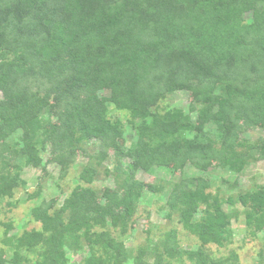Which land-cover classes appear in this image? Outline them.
Masks as SVG:
<instances>
[{"label": "trees", "instance_id": "16d2710c", "mask_svg": "<svg viewBox=\"0 0 264 264\" xmlns=\"http://www.w3.org/2000/svg\"><path fill=\"white\" fill-rule=\"evenodd\" d=\"M176 91L190 94L195 120L180 110L155 111ZM0 95V198L21 184L18 162L39 166L42 152L64 170L85 145L94 147L98 166L110 150L129 160L117 187L101 196L77 187L53 213L46 201L32 207L41 230L16 237L6 230L2 244L11 259L1 250L0 264L27 262L29 251L37 253L36 264H68L64 248L82 243L90 255L80 264H122L123 243L110 229L124 234L143 191L162 190L135 178L153 166L179 174L166 208L199 242L197 250L175 254L217 264L205 248L231 242V219L207 192L208 180L186 177L184 169L220 166L239 174L264 160V139L242 137L264 130V0H0ZM110 106L134 126L136 141L126 151ZM208 124L217 127L215 139L205 132ZM17 131L21 146L11 148L7 139ZM96 173L86 165L80 180L91 185ZM235 201L246 222L261 229L264 188ZM175 237L174 230L166 234L153 263L139 249L136 264H165Z\"/></svg>", "mask_w": 264, "mask_h": 264}, {"label": "rangeland", "instance_id": "374dc122", "mask_svg": "<svg viewBox=\"0 0 264 264\" xmlns=\"http://www.w3.org/2000/svg\"><path fill=\"white\" fill-rule=\"evenodd\" d=\"M248 21L250 15L246 16ZM108 96V92L100 93ZM1 97V95H0ZM190 94L186 91H176L169 94L159 102L156 112L163 114L167 111L180 110L191 120H195L196 114L189 111ZM108 117L119 120L122 124V137L118 141L121 150L126 151L136 141V132L131 124V119L126 112L115 111L109 107ZM54 121V117H50ZM205 132L215 139L218 135L217 127L213 124L205 126ZM187 133V137H192ZM248 142H255L259 138L264 139V130H249L242 134ZM21 139V131H17L7 139L11 148H16ZM84 152L77 156L75 162L65 170L57 163L49 161L47 152L41 153L39 166L25 165L18 162L21 184L13 191L11 197L0 198V251H5V258L11 259V248L2 244L4 233L9 230V235L20 236L23 232L32 230L40 231L41 225L33 220L30 215L32 207L41 201L52 205V213L60 209L64 200L77 187H90L97 195L101 196L107 189L117 187V176L127 174L129 160L126 157H116L115 151H108L107 158L99 166L94 158L95 149L90 145L83 147ZM91 165L97 175L91 185H86L80 180V173L84 166ZM186 177H202L210 183L207 192L221 202V208L230 217L232 233L231 242L223 247L208 245L205 252L210 260L217 264H264V221L257 229L246 222L243 208L237 203L236 196L264 188V160L252 161L242 173H235L224 167H215L206 172H199L190 166L184 169ZM135 178L145 184H152L162 188L159 193L143 191L136 207L134 216L129 221L124 234L120 230H111V238L116 242H122L125 261L122 264H136L139 249L145 250L144 261L153 263L156 250H161L162 241L166 234L175 231L172 257H167L165 264H191L185 256L176 255V252L195 251L199 247L198 240L182 228L177 222L176 215L170 216L166 208V200L172 186L178 181L179 174L170 168L153 166L148 171L139 170ZM36 190H40L37 199L31 200L29 196ZM231 199L234 203L226 202ZM103 202V201H101ZM197 211L196 217L201 216ZM264 220V218H263ZM68 264H80L81 260L90 255V251L83 243L72 249L64 248ZM160 252V251H159ZM165 254V252H161ZM1 254V253H0ZM27 262L21 264H36L37 253H26ZM4 257V256H3ZM105 257H111L106 253Z\"/></svg>", "mask_w": 264, "mask_h": 264}]
</instances>
